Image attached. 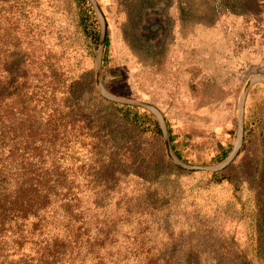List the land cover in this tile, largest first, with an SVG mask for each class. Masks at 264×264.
Instances as JSON below:
<instances>
[{"label": "rangeland", "instance_id": "rangeland-1", "mask_svg": "<svg viewBox=\"0 0 264 264\" xmlns=\"http://www.w3.org/2000/svg\"><path fill=\"white\" fill-rule=\"evenodd\" d=\"M85 1L89 15L85 34L74 0L5 4L0 35L10 27L19 41L35 97L48 90L52 75L59 84L74 82L87 93L93 90L91 96L99 94L100 108L107 109L112 101L152 117L160 132L145 120L147 130L137 143H144L140 157L133 159V165L112 171L108 191L112 201H121V206L129 198L130 206L142 212L140 218L146 212L144 221L150 218L157 228L159 244L179 239L186 248L198 250L201 264H244V254L250 264H264V42L253 51L248 48L251 39L238 38L241 30L233 19L227 22L228 15L222 17L215 0H94L105 19L108 39L100 55L102 87L117 98L156 107L172 137L169 143L176 159L172 160L153 109L110 100L95 85L102 21L92 2ZM145 2L162 6L166 34L160 44L145 41L138 31ZM5 48L2 44V54ZM242 96L241 145L226 165L212 168L228 157L238 139ZM112 130L122 134L119 143L124 142L126 151L135 138L129 137L132 131L120 124ZM85 147L74 145L76 153L65 162L72 167L70 175L76 178V190L88 210L92 208L88 196L96 191L89 183L100 174L87 160ZM145 161L150 179L141 182L129 174ZM222 176L228 180H220ZM145 188L165 189L168 202L159 203L157 211L151 205L134 204L130 197L141 198Z\"/></svg>", "mask_w": 264, "mask_h": 264}, {"label": "trees", "instance_id": "trees-1", "mask_svg": "<svg viewBox=\"0 0 264 264\" xmlns=\"http://www.w3.org/2000/svg\"><path fill=\"white\" fill-rule=\"evenodd\" d=\"M74 1L85 34L86 1ZM14 2L0 0V20L5 4ZM5 32L0 35V264H201L198 250L186 248L179 239L159 244L157 228L150 218L144 221L146 212L141 219L142 212L130 206L129 198L119 206L121 201L113 202L108 192L114 167L121 170L140 157L144 143H137L147 127L153 123L160 132L156 121L136 107L112 101L107 109L100 108L99 94L91 96L93 90L87 93L74 82L59 84L52 75L48 90L37 99L24 51L10 27ZM107 45L106 37L105 50ZM119 124L135 137L126 151L124 142L119 143L122 134L112 130ZM76 144L86 146L87 160L100 174L89 183L96 191L88 196L92 206L88 210L76 190V178L70 175L72 167L65 162L76 153ZM149 169L145 161L129 175L147 182ZM145 190L141 198L146 201L135 196L130 200L154 206V211L159 203L168 202L165 189ZM156 200L160 201L155 204ZM250 262L244 254L242 263Z\"/></svg>", "mask_w": 264, "mask_h": 264}, {"label": "crops", "instance_id": "crops-1", "mask_svg": "<svg viewBox=\"0 0 264 264\" xmlns=\"http://www.w3.org/2000/svg\"><path fill=\"white\" fill-rule=\"evenodd\" d=\"M218 5H222V17L228 15V23L233 19L235 27L241 30L238 38H250L251 44L248 48H258L264 42V0H215ZM226 6L228 8H226ZM226 9V14L223 13ZM240 25V26H238ZM241 49L244 45H240Z\"/></svg>", "mask_w": 264, "mask_h": 264}, {"label": "water", "instance_id": "water-1", "mask_svg": "<svg viewBox=\"0 0 264 264\" xmlns=\"http://www.w3.org/2000/svg\"><path fill=\"white\" fill-rule=\"evenodd\" d=\"M90 1L95 6L97 12L99 13V15L101 17V21H102V31H101V36H100V41H99V46H98V53H97V57H96V64H95V78H94L95 85L101 91V93L106 98H108L110 100L118 101V102H122V103H130V104H136V105H145V106L150 107L151 109H153L159 115V117H160V121H161V124H162L163 139H164V144H165V149H166L167 155L172 160H176L175 157L172 154V151H171V147H170V143H169V137H168V132H167V129L165 127L163 118L159 114V111L156 109V107H154L153 105L147 104V103H142V102L132 101V100H128V99L117 98L115 96L109 95L104 90V88L102 87V84L100 82V55H101V51H102V48H103V45H104V42H105V37H106V22H105V19L103 17V14H102L99 6L96 4V2L94 0H90ZM262 79L264 80V76H262ZM252 80H253V78H251V79H249L247 81L246 87L248 86V84ZM242 108H243V96H242V98L240 100L239 132H238V139H237V141L235 143V146L231 150V152L228 155V157L222 163H220V164H218V165H216L215 167H212V168H220V167H223L224 165H226L233 158V156L237 152L238 148L240 147L241 141H242V126H241V121H242Z\"/></svg>", "mask_w": 264, "mask_h": 264}, {"label": "flooded vegetation", "instance_id": "flooded-vegetation-1", "mask_svg": "<svg viewBox=\"0 0 264 264\" xmlns=\"http://www.w3.org/2000/svg\"><path fill=\"white\" fill-rule=\"evenodd\" d=\"M144 15H139L138 20L141 25L138 26L140 36L145 41H151L154 44H160L165 39L166 22L162 11V6L156 7L150 5L149 2L142 4Z\"/></svg>", "mask_w": 264, "mask_h": 264}]
</instances>
